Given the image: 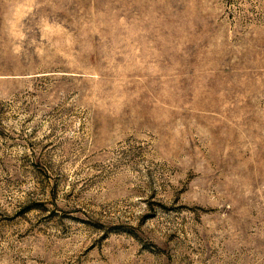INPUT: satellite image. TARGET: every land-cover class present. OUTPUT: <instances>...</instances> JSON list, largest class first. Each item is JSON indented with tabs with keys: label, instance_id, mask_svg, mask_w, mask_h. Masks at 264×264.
Returning a JSON list of instances; mask_svg holds the SVG:
<instances>
[{
	"label": "rangeland",
	"instance_id": "obj_1",
	"mask_svg": "<svg viewBox=\"0 0 264 264\" xmlns=\"http://www.w3.org/2000/svg\"><path fill=\"white\" fill-rule=\"evenodd\" d=\"M0 264H264V0H0Z\"/></svg>",
	"mask_w": 264,
	"mask_h": 264
}]
</instances>
